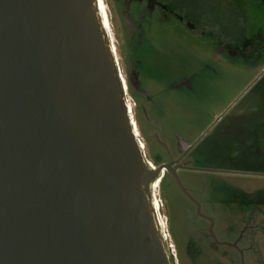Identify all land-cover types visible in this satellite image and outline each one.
Masks as SVG:
<instances>
[{
    "label": "water",
    "instance_id": "1",
    "mask_svg": "<svg viewBox=\"0 0 264 264\" xmlns=\"http://www.w3.org/2000/svg\"><path fill=\"white\" fill-rule=\"evenodd\" d=\"M98 0H0V264H170Z\"/></svg>",
    "mask_w": 264,
    "mask_h": 264
},
{
    "label": "flooded vegetation",
    "instance_id": "2",
    "mask_svg": "<svg viewBox=\"0 0 264 264\" xmlns=\"http://www.w3.org/2000/svg\"><path fill=\"white\" fill-rule=\"evenodd\" d=\"M250 1L258 4L252 11L237 0L222 8L215 0L206 10L193 0H112L123 29L124 90L137 102L146 144L137 139L146 159L149 151L151 168L159 170L152 186L159 187L160 198L153 202L160 224L166 220L170 264H258V235L242 232L240 179L264 178V169L225 163L226 146L243 144L247 156L264 165V112L251 97L236 108L264 75V0ZM198 12L205 18H195ZM194 41L211 55L195 53ZM226 66L254 76L232 98L203 90L216 67ZM131 120L137 131L133 115ZM254 200L264 203V197Z\"/></svg>",
    "mask_w": 264,
    "mask_h": 264
},
{
    "label": "rangeland",
    "instance_id": "3",
    "mask_svg": "<svg viewBox=\"0 0 264 264\" xmlns=\"http://www.w3.org/2000/svg\"><path fill=\"white\" fill-rule=\"evenodd\" d=\"M237 1L240 2L239 3L240 7H245L250 11L256 9L258 6L256 2H251L250 0H237ZM193 2H194V6H199L198 9H201L202 7L203 10H206V9H211L210 6L212 7L214 6L213 3H215V0H193ZM232 2L233 0L232 1L216 0L215 7L222 8V6L224 7L226 5H230L231 7L234 6ZM101 3L103 5V8L105 9L104 15L106 18V22L108 23L109 29H111L110 33L112 37L113 46L115 49H117L118 55L117 56L115 55V58L117 62H119L118 63L119 72L121 74L122 71L124 78L127 82L126 65H125V60L123 58L124 56L123 29L121 27V23L118 18L117 12L113 6L112 0H101ZM200 16L204 17V15H202V13L199 12L198 14L194 15L195 18ZM181 36L182 35L178 30V39H181ZM193 39H197V38L193 37ZM180 41L185 43L183 40ZM193 50L195 53L198 54L202 53L205 54L206 56L211 55V51L210 50L206 51V47H204L200 41L193 42ZM216 69L217 72L214 74L215 78L212 79L210 85L203 90H211V92H215L219 90L221 92H224L225 95H229L230 98H232L235 95V93L237 92L236 90H239L241 86L246 85L254 76V74L249 76L245 75V73H242V71L238 67H233V66H226L223 68L216 67ZM261 96L263 97L261 98ZM250 97L255 99V105L257 106L258 111L264 112V75L253 85L251 90H249L248 93L237 103L236 108H239L241 107V105H244V103L248 101ZM125 98L127 100V104L129 101L133 105L131 115L134 116L138 129L140 130L139 131L140 134H138V129L136 127L138 138L141 139V141L144 144H146L145 135L143 134V131L141 129L142 123L139 122V109L136 107L137 102H135L136 100L133 99L129 88L127 90V93L125 92ZM241 151H243V153ZM145 153L147 159L152 162V158L147 148L145 150ZM229 153L231 155H229ZM247 154L249 153L246 145L243 144L240 146L227 145L225 163L227 166L237 165L238 167L240 166L245 170L255 169L256 171V170L264 169V165L260 163V159L255 160L254 156L249 157L247 156ZM240 180H241L240 182L241 188L243 191L242 202H241V211L243 212L242 220L245 222L242 224V232L253 231L254 233H257L258 264H264V238L261 237L263 236L261 231H264V221L262 220L263 219L262 217H264V203L261 204L259 202H255V200L252 201L253 199L264 197V178L242 176ZM159 192L160 189L158 186H152L153 201H155V198L159 200L160 198ZM248 196L250 197V199L252 198V200L248 199ZM182 212H183L182 215L184 219V224H186L187 228H190L189 226H191V221L189 219V211L186 206H183ZM252 215L254 216L253 219L250 218ZM227 219L229 220L230 216L227 217ZM255 220H257V223L256 224L254 223L255 226H257V228L254 227V224H251ZM165 221L164 222L162 221L164 223L163 224L164 228L166 226ZM164 228H162L163 236L164 233H167V228L165 229Z\"/></svg>",
    "mask_w": 264,
    "mask_h": 264
},
{
    "label": "bare ground",
    "instance_id": "4",
    "mask_svg": "<svg viewBox=\"0 0 264 264\" xmlns=\"http://www.w3.org/2000/svg\"><path fill=\"white\" fill-rule=\"evenodd\" d=\"M98 2H99V7H100V14H101L102 20H103V22H104L105 28H106V30H107V32H108L109 39H110L111 44H112L113 52H114V54H115V49H114V46H113L112 37H111V33H110V30H111V29H109L108 23L106 22V18H105V15H104V10H105V9L103 8V5H102V3H101V0H98ZM115 55H116V54H115ZM117 64H118V62H117ZM127 105H128L129 112H130V115H131V114H132V110H131V106H130L129 102H128ZM131 116H132V115H131ZM135 132H136V136L138 137L137 131H135ZM141 147L143 148V145H141ZM154 205H155V204H154Z\"/></svg>",
    "mask_w": 264,
    "mask_h": 264
},
{
    "label": "built area",
    "instance_id": "5",
    "mask_svg": "<svg viewBox=\"0 0 264 264\" xmlns=\"http://www.w3.org/2000/svg\"><path fill=\"white\" fill-rule=\"evenodd\" d=\"M163 224H164V223L161 221V227H162V228H164V225H163Z\"/></svg>",
    "mask_w": 264,
    "mask_h": 264
}]
</instances>
